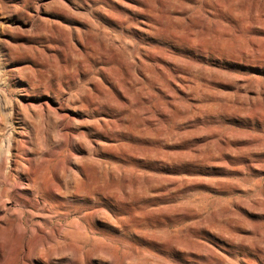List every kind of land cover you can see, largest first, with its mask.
I'll use <instances>...</instances> for the list:
<instances>
[{"label": "rangeland", "instance_id": "374dc122", "mask_svg": "<svg viewBox=\"0 0 264 264\" xmlns=\"http://www.w3.org/2000/svg\"><path fill=\"white\" fill-rule=\"evenodd\" d=\"M12 160L49 264H264V0H0Z\"/></svg>", "mask_w": 264, "mask_h": 264}, {"label": "bare ground", "instance_id": "6f19581e", "mask_svg": "<svg viewBox=\"0 0 264 264\" xmlns=\"http://www.w3.org/2000/svg\"><path fill=\"white\" fill-rule=\"evenodd\" d=\"M131 70L136 71L133 66H123V80L134 86L138 79ZM9 165L14 168L10 169ZM18 175H26L24 165L18 161L12 160L0 168V231L6 234L0 237V264H31L32 260L49 264L47 249L61 245L66 240L65 231L59 225L49 229L35 222V215L30 210L23 211L18 204L34 209L39 206V200L46 203L50 186L46 179H38L34 174L28 173L25 183ZM59 189L60 185L56 186ZM9 202L15 204L13 208L5 207Z\"/></svg>", "mask_w": 264, "mask_h": 264}]
</instances>
